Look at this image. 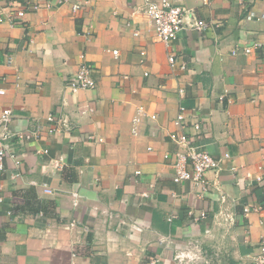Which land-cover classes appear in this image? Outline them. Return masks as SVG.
Segmentation results:
<instances>
[{
  "label": "crops",
  "instance_id": "obj_1",
  "mask_svg": "<svg viewBox=\"0 0 264 264\" xmlns=\"http://www.w3.org/2000/svg\"><path fill=\"white\" fill-rule=\"evenodd\" d=\"M173 2L210 27L183 28L170 65L134 0H0L26 11L19 24L0 22V111L11 108L10 130L47 124L48 113L68 123L12 139L21 164L0 172V264L252 263L264 240V182L252 180L264 165V0ZM81 62L96 86L72 91ZM179 88L185 129L173 122ZM138 106L147 116L133 134ZM181 131L231 156L204 187L172 180L163 154Z\"/></svg>",
  "mask_w": 264,
  "mask_h": 264
},
{
  "label": "built area",
  "instance_id": "obj_2",
  "mask_svg": "<svg viewBox=\"0 0 264 264\" xmlns=\"http://www.w3.org/2000/svg\"><path fill=\"white\" fill-rule=\"evenodd\" d=\"M66 0H58V3L62 4ZM136 2L134 10L141 13L147 19L149 26L152 28L157 38L164 44L167 49V60L172 65L175 61V54L173 52L172 44L178 38L180 31L187 28H195L197 30H204L209 28L208 22L195 18L192 16V10L186 6L177 4L173 0H134ZM11 4V2L9 3ZM37 5L33 6L36 8ZM71 7L74 11L79 8H83V3H73ZM26 11L19 9L15 12L9 10V6L2 7L0 5V22L7 21L10 25H16L22 22V19ZM32 42L33 40L30 39ZM260 44L253 43L254 47H258ZM252 46L244 48V52L251 51ZM116 54L117 50H113ZM82 57V55H80ZM96 86V80L92 77V68L85 62H81L78 70L70 79L69 87L72 91L78 89L94 88ZM5 90L0 88V95H3ZM179 105L178 112L174 124L178 125L182 129H185L186 125V107L181 103L184 98V89H178ZM147 116L143 106H138L135 115L132 117V133H138L143 119ZM151 119L155 118L154 114L148 115ZM14 114L11 108H2L0 111V172L5 168V163L11 161L14 167L19 168L21 161L16 155L13 147V138H19L20 140L29 141L37 140L42 135V132L46 134H53L61 132L63 129H67L68 123L64 116H56L52 113H48L45 116V122H36L26 131L12 132L9 128ZM191 129L198 133L201 129L199 122H192ZM170 137L176 144V150L173 153L165 152L163 157L172 160L173 174L172 180L174 182L191 181L193 184L202 185L204 187L205 174L210 171L217 172L221 166L231 160L229 153H223L220 156H214L208 153L206 150L200 149L194 143L192 136L186 135L184 132L174 133L170 132ZM88 141H101V138H94L92 135L86 137ZM39 153L48 154V149L44 148L38 150ZM62 156H59L54 162L55 166L61 163ZM229 170L232 173H236L238 168L236 166H230ZM258 172L252 177V180L256 183L264 182V165L259 164L257 166ZM139 169L134 170V174H140ZM248 177L251 178L250 174ZM46 192L51 193L50 189L45 188ZM142 196H147V192H142ZM261 206H254L253 209H259ZM250 207H245L244 211L248 212ZM199 216L205 217V212H200ZM74 223H72L73 225ZM251 264H264V240H262L256 247L253 253ZM153 260L145 264H154Z\"/></svg>",
  "mask_w": 264,
  "mask_h": 264
}]
</instances>
